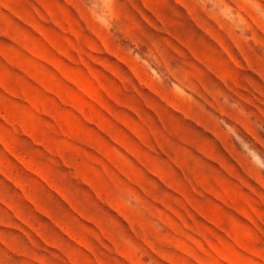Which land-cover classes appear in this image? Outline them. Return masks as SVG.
<instances>
[{
	"label": "rangeland",
	"instance_id": "374dc122",
	"mask_svg": "<svg viewBox=\"0 0 264 264\" xmlns=\"http://www.w3.org/2000/svg\"><path fill=\"white\" fill-rule=\"evenodd\" d=\"M264 0H0V264H264Z\"/></svg>",
	"mask_w": 264,
	"mask_h": 264
},
{
	"label": "clouds",
	"instance_id": "9594fccd",
	"mask_svg": "<svg viewBox=\"0 0 264 264\" xmlns=\"http://www.w3.org/2000/svg\"><path fill=\"white\" fill-rule=\"evenodd\" d=\"M250 155L253 162L257 164V166L261 169V171H264V160H262L258 154L250 153Z\"/></svg>",
	"mask_w": 264,
	"mask_h": 264
}]
</instances>
